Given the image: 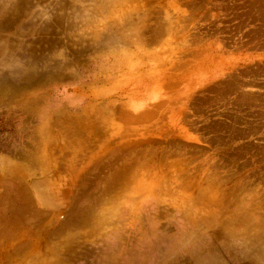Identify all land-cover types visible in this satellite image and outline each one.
I'll use <instances>...</instances> for the list:
<instances>
[{"label":"rangeland","instance_id":"374dc122","mask_svg":"<svg viewBox=\"0 0 264 264\" xmlns=\"http://www.w3.org/2000/svg\"><path fill=\"white\" fill-rule=\"evenodd\" d=\"M0 264H264V0H0Z\"/></svg>","mask_w":264,"mask_h":264},{"label":"trees","instance_id":"16d2710c","mask_svg":"<svg viewBox=\"0 0 264 264\" xmlns=\"http://www.w3.org/2000/svg\"><path fill=\"white\" fill-rule=\"evenodd\" d=\"M0 122H1V118H0Z\"/></svg>","mask_w":264,"mask_h":264}]
</instances>
